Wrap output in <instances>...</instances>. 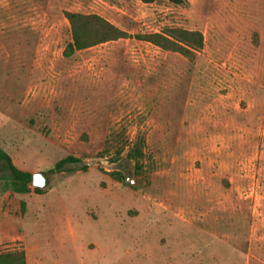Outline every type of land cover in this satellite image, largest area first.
I'll return each mask as SVG.
<instances>
[{
	"label": "rangeland",
	"instance_id": "374dc122",
	"mask_svg": "<svg viewBox=\"0 0 264 264\" xmlns=\"http://www.w3.org/2000/svg\"><path fill=\"white\" fill-rule=\"evenodd\" d=\"M67 11L129 34L66 56ZM0 147L50 177L7 190L28 264H264V0H0Z\"/></svg>",
	"mask_w": 264,
	"mask_h": 264
},
{
	"label": "trees",
	"instance_id": "16d2710c",
	"mask_svg": "<svg viewBox=\"0 0 264 264\" xmlns=\"http://www.w3.org/2000/svg\"><path fill=\"white\" fill-rule=\"evenodd\" d=\"M153 2L155 0H143ZM174 4H185L187 0H169ZM66 17L70 23L72 31V41L67 45L66 56L72 55L76 50L89 48L104 42L117 40L127 37L129 33L109 21L107 18L96 13H82L67 11ZM141 40L150 41L157 46L175 52H179L189 58L195 55L204 46V34L197 29H188L183 27H167L161 32H150L138 34ZM143 156L141 142L136 141L128 152L130 159H139ZM79 158L66 156L60 159L55 167L49 172L87 170V164L80 168L77 163ZM72 164L67 167L66 164ZM0 184L3 190L14 192H28V184L33 180V173L18 168L13 162L10 154L0 147ZM41 190L40 187H35ZM0 264H27L26 252L24 249L14 248L0 253Z\"/></svg>",
	"mask_w": 264,
	"mask_h": 264
},
{
	"label": "crops",
	"instance_id": "0c3cea01",
	"mask_svg": "<svg viewBox=\"0 0 264 264\" xmlns=\"http://www.w3.org/2000/svg\"><path fill=\"white\" fill-rule=\"evenodd\" d=\"M15 196L16 193L12 194L9 191L0 190V245H2L4 242H11L14 245L20 244L25 250L27 256L26 249L29 247V245L26 244V238L24 234L18 228L9 225L13 211H15V213H22L20 209L21 200ZM12 205H14V208H12Z\"/></svg>",
	"mask_w": 264,
	"mask_h": 264
},
{
	"label": "water",
	"instance_id": "95a60500",
	"mask_svg": "<svg viewBox=\"0 0 264 264\" xmlns=\"http://www.w3.org/2000/svg\"><path fill=\"white\" fill-rule=\"evenodd\" d=\"M1 175V171H0ZM50 177L46 171H37L33 173V180L32 183L37 187H45L49 184Z\"/></svg>",
	"mask_w": 264,
	"mask_h": 264
}]
</instances>
